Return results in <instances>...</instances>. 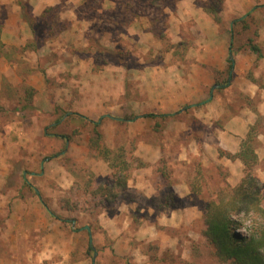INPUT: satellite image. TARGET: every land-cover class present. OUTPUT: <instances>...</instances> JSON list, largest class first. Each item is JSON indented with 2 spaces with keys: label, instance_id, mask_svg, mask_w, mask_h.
Instances as JSON below:
<instances>
[{
  "label": "rangeland",
  "instance_id": "1",
  "mask_svg": "<svg viewBox=\"0 0 264 264\" xmlns=\"http://www.w3.org/2000/svg\"><path fill=\"white\" fill-rule=\"evenodd\" d=\"M17 2L28 3L21 15L0 2V36H10L9 21L20 25L14 28L21 37L28 36L19 47L0 44V58L10 54L0 66H13L8 77H0V169L8 168L0 180V230L10 201L33 198L61 218L84 264H226L204 236L206 204L223 187L225 174L203 168L197 155L182 154L191 136L199 141L215 124L192 116V108L158 121L125 118L155 113L149 74L165 58V48L173 45L182 53L198 47L207 32L197 26V14L219 28L238 19L246 27L237 26V43L253 41L264 35V0H59L36 15L29 0ZM155 146L161 158L147 161ZM105 149L116 167L120 160L127 165L118 173L126 172L124 184L113 178ZM164 167L172 184L184 186L171 189ZM142 169L150 194L127 186ZM170 193L180 197L168 204ZM101 214L113 219V234ZM39 237H18L15 264H46ZM30 246L32 263L22 255ZM3 247L0 241V254L12 255Z\"/></svg>",
  "mask_w": 264,
  "mask_h": 264
},
{
  "label": "crops",
  "instance_id": "2",
  "mask_svg": "<svg viewBox=\"0 0 264 264\" xmlns=\"http://www.w3.org/2000/svg\"><path fill=\"white\" fill-rule=\"evenodd\" d=\"M0 2L6 4L17 15H21L20 12L28 4L27 2L21 4L22 1L19 4L17 0H0ZM29 2L31 4L30 12L36 15L40 14L43 9L56 5L59 0H29ZM230 9L233 10L232 7ZM197 12L201 11L198 10ZM197 16H199L197 26L200 30L204 31L205 29L207 32L198 41V47L194 50L188 47L187 51L185 49L181 53L176 51L173 46H169L167 51L163 53L165 58L156 62L155 73L149 74L151 81L155 84V113L178 111L174 114V116H178L192 108L194 110L192 116L209 125L215 124L213 132H204L196 137L199 138V141L191 136L188 144L190 148L186 147L182 154L183 157H186L187 153L199 156L203 168L206 165H211L215 171L224 173V181L230 186L237 185L244 175L245 164L241 157L236 156V154L239 153L241 144L245 142L249 129L253 127L252 145L256 157L254 174L264 185V35L253 40L260 49L261 56L258 57L257 53L251 51L247 46L242 48L237 46L244 41L234 45L228 32L232 23L225 24L223 27L220 25V29L217 24L211 23L210 19L207 20L206 15L200 13ZM221 21L227 20L224 18ZM20 23L23 28L27 25L26 22L20 21ZM7 25L13 27L9 30L10 36H0L1 47L4 45L9 48L12 46L19 47L28 36L21 37L18 34V27L20 26L18 23L9 21ZM14 27L18 30H15ZM229 57H232L233 67L227 82H217L221 81L225 75ZM5 58L10 59L8 52H4L0 59L5 60ZM2 66H0V77H8L13 66ZM215 84L218 86L213 88ZM206 104L209 108L211 105V108H208L207 112L203 111L196 114V108L206 106ZM185 106L189 107L184 109ZM116 118L121 119V117ZM183 130H187L186 125H184ZM140 149L144 154L146 148L140 147ZM153 150H151V158L147 161L151 162L155 159L156 162L161 158L160 148L155 146V151ZM7 171V167L3 170L0 169V180H3ZM23 173L25 174V171ZM30 173L33 174L34 172ZM144 173L143 169L135 171V175L128 179L127 186L150 194L151 182L150 179L143 177ZM184 184V182H180L175 185L184 186ZM175 185L172 184L171 189ZM179 197L180 195L178 197L175 195L174 200ZM9 201L6 200V202ZM10 202L13 204L12 210L4 227L0 230V241L6 244L3 249L12 255L8 256L1 253L0 264H15L16 261H14V253L12 252H16L18 249L16 245L18 244V237L25 238L20 240L23 242L28 241L29 236L38 238L39 235L43 246L40 256L41 259H44L43 261H46V264H84L85 258L80 255V248L76 247V242L65 237L67 230L65 231L61 225V218L58 219L55 213L52 214L49 210L47 211L41 201L33 198H28L27 201L14 198ZM170 211L168 210V212ZM172 213L173 211L170 214ZM100 218H103L101 222L103 227L109 226L110 228L107 229L110 234H113L115 227L112 228L111 226L113 225L110 221L111 218L105 214H101ZM116 233L118 235L121 232L118 229ZM32 248L33 246L24 248L23 250L27 252L22 254L30 259L31 263L36 257ZM75 253L78 254L74 255V260H72V255Z\"/></svg>",
  "mask_w": 264,
  "mask_h": 264
},
{
  "label": "trees",
  "instance_id": "3",
  "mask_svg": "<svg viewBox=\"0 0 264 264\" xmlns=\"http://www.w3.org/2000/svg\"><path fill=\"white\" fill-rule=\"evenodd\" d=\"M242 23L240 20H234L232 27L228 30L234 45L237 44L240 34V28L237 26ZM242 27H246L245 23H243ZM237 46L239 48L247 46L251 51L257 53L258 57L261 56L259 47L250 38ZM167 49L165 48V51ZM227 62L225 75L221 81L217 82H227L233 67L232 57H229ZM187 107L189 106H185L184 109ZM177 112H147L141 115H132L125 119H134L142 116L154 118L158 121L173 117ZM253 139L254 132L253 127H251L245 142L241 144L239 153L236 154V156L241 157L245 164L244 175L240 182L235 186H230L222 180L223 187L214 192V197L207 202L204 213V236L212 245L217 259L226 264H264V185L254 174L256 157L253 152ZM109 152V150L105 149L102 153L105 160L109 162L110 167H113L112 176L113 178L116 177L115 180L119 183L124 184L126 181V174L124 173L126 172L122 175L118 173L121 170L126 171L127 165H125L123 160H120L117 163L118 167H116V162H112L113 160L109 158ZM116 157L118 159L120 157L119 154ZM165 169L164 167L163 171L161 170L162 175L167 179L168 186H172V180L168 174L164 175V172L166 173ZM196 187L190 184L191 190H195ZM174 196V194L170 193L167 199L168 204H170L169 202L172 199L174 201ZM238 229L243 230V233L237 232ZM87 249L89 251L94 250L90 242L87 245Z\"/></svg>",
  "mask_w": 264,
  "mask_h": 264
},
{
  "label": "water",
  "instance_id": "4",
  "mask_svg": "<svg viewBox=\"0 0 264 264\" xmlns=\"http://www.w3.org/2000/svg\"><path fill=\"white\" fill-rule=\"evenodd\" d=\"M216 86H218V84H215V85L213 86V88L216 87ZM85 228L88 230L89 235H90V229H89V227L86 225Z\"/></svg>",
  "mask_w": 264,
  "mask_h": 264
}]
</instances>
